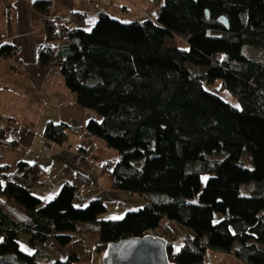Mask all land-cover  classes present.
Returning a JSON list of instances; mask_svg holds the SVG:
<instances>
[{
  "label": "trees",
  "instance_id": "obj_1",
  "mask_svg": "<svg viewBox=\"0 0 264 264\" xmlns=\"http://www.w3.org/2000/svg\"><path fill=\"white\" fill-rule=\"evenodd\" d=\"M153 1L160 4L156 20L103 14L88 31L63 28L50 17L52 0H34L47 34L38 64L58 63L79 105L100 117L87 132L119 153L104 168L113 187L147 203L120 220H100L105 203H81L73 185L46 204L36 197L32 190L44 175L38 164L0 167V256L74 264L75 254L63 258L50 242L66 248L93 236L103 256L109 243L142 238L168 219L195 234L180 250L168 244L172 263L206 264L213 249L264 264V0ZM174 34L187 36L188 50L165 46ZM13 50L4 46L1 54ZM217 80L239 107L205 89ZM67 128L49 122L44 137L61 145ZM13 172L21 174L18 182ZM251 183L255 189L242 195ZM216 213L223 215L218 223Z\"/></svg>",
  "mask_w": 264,
  "mask_h": 264
},
{
  "label": "crops",
  "instance_id": "obj_2",
  "mask_svg": "<svg viewBox=\"0 0 264 264\" xmlns=\"http://www.w3.org/2000/svg\"><path fill=\"white\" fill-rule=\"evenodd\" d=\"M33 2L0 0V54L4 46L17 50L13 58L0 61V136L14 142L9 145L0 141V167L8 166L14 171L20 161L38 164L44 175L32 193L44 204L70 184L76 187L77 197L105 203L107 215L102 218L120 219L127 212L144 207L146 197L113 187V179L104 168L107 163L115 165L119 153L102 138L87 135L89 122L101 121L100 117L79 105L78 96L67 87L58 63L48 67L38 64L39 49L46 43L47 34L45 17L33 9ZM153 3V0H52L50 17L65 29L89 31L103 14L116 16L123 22H144L147 19L143 13L156 17L159 9ZM49 122L68 126L63 144L45 139L44 129ZM79 151L87 159L75 166ZM138 168H142V163ZM20 176L13 172L11 179L18 182ZM178 225L183 229L184 240L187 236L195 237L191 230ZM153 234L156 235V230ZM168 242L172 244L169 239ZM50 243L63 258L75 254L78 261L74 264L102 262L95 247L86 254L83 243L66 248Z\"/></svg>",
  "mask_w": 264,
  "mask_h": 264
},
{
  "label": "rangeland",
  "instance_id": "obj_3",
  "mask_svg": "<svg viewBox=\"0 0 264 264\" xmlns=\"http://www.w3.org/2000/svg\"><path fill=\"white\" fill-rule=\"evenodd\" d=\"M155 8L159 9L158 3L153 1ZM148 20V19H147ZM165 46L166 47H176L179 49L183 50H188L189 45L187 42V36L186 35H178L174 34L173 37H167L165 40ZM246 52L250 55H259L261 50L260 49H252V48H245ZM192 69L197 70V67L191 66ZM200 70L206 71V68H201ZM205 89L209 92L215 93L219 96H221L224 100L232 103L236 107H239L238 102L236 99L232 96V94L227 91L222 89L221 87V81L217 80L216 83L212 85H205ZM216 156H219L220 159H223L226 157V152H221L220 154H216ZM243 160L246 161V166L249 168H253V163H252V158L248 152H245L243 154ZM135 165L137 167H141V162H135ZM255 189V184L251 183L249 185H243L242 187V195H249L251 191ZM136 211V210H135ZM113 211H111L110 214H112ZM107 212L101 214L99 216L100 220H109L102 218L103 216H106ZM125 216V215H124ZM123 216V217H124ZM122 217V218H123ZM120 218V219H122ZM223 215L221 213H216L214 217V223H218L222 220ZM120 219H112V220H120ZM156 235L165 237L167 240L173 244L176 250H180L182 246L185 243L184 240V234H183V229L180 227L177 223L165 219L163 223L160 224V226L156 229ZM95 237L90 236L88 237L84 242L83 246L87 250V253H89V250L92 251L94 250L95 247ZM102 256L100 257V259ZM205 262L206 264H245L244 262L238 260L234 255L232 254H227V253H221L218 251H215L213 249H209L206 254H205ZM42 264H50L48 261H41ZM102 264V262H100Z\"/></svg>",
  "mask_w": 264,
  "mask_h": 264
},
{
  "label": "water",
  "instance_id": "obj_4",
  "mask_svg": "<svg viewBox=\"0 0 264 264\" xmlns=\"http://www.w3.org/2000/svg\"><path fill=\"white\" fill-rule=\"evenodd\" d=\"M168 240L155 234L125 238L108 244L102 264H175L169 259ZM0 264H29L17 255L0 256Z\"/></svg>",
  "mask_w": 264,
  "mask_h": 264
},
{
  "label": "built area",
  "instance_id": "obj_5",
  "mask_svg": "<svg viewBox=\"0 0 264 264\" xmlns=\"http://www.w3.org/2000/svg\"><path fill=\"white\" fill-rule=\"evenodd\" d=\"M123 15H126V13H123ZM143 16L146 18V19H148V20H156L157 19V17H158V14H157V16L156 17H153V16H151V15H149V14H146V13H143ZM83 18L82 17H80V20H82ZM16 53H17V50H13L12 52H11V55H10V57L9 58H13L14 57V55H16ZM5 56H3L2 54H0V61H4L5 60ZM87 135L88 136H92V134L90 133V132H87ZM44 149H46V148H44ZM87 159V156L83 153V152H78L77 154H76V156H75V159H74V165L75 166H80L81 165V163L83 162V161H85ZM107 169L108 170H111L112 169V165L111 164H109L108 166H107ZM81 203H88L89 202V200H87V199H84V198H82V197H79V199H78ZM149 234H153V231H149Z\"/></svg>",
  "mask_w": 264,
  "mask_h": 264
}]
</instances>
